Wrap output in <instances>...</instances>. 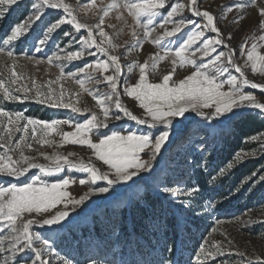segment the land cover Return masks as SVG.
Instances as JSON below:
<instances>
[{
  "label": "rangeland",
  "instance_id": "1",
  "mask_svg": "<svg viewBox=\"0 0 264 264\" xmlns=\"http://www.w3.org/2000/svg\"><path fill=\"white\" fill-rule=\"evenodd\" d=\"M64 2L71 6L77 21L91 29L92 38L100 46L102 38L98 35L97 28L103 13L96 9H106L113 0L102 2L96 0V8L91 10L89 6L92 0ZM116 2L119 6L110 10L101 29L111 38L112 47H108L107 42L103 46L119 60L117 95L121 104L141 120L146 117V113L138 106L137 101L125 95V89L136 85L139 80V66L146 61L150 62V57L158 52L163 54L169 49L178 50L192 33L202 32L204 40L188 50L189 58L195 61L197 67H202L217 55L223 54H231L233 64L242 66L246 63V54L241 55L242 45L247 41L250 47L251 43L259 42V37L264 35V31L259 28L262 19L259 9H264V3H260L257 8L244 7L249 4V0H197L196 10L207 11L214 17L215 26L220 34L217 36L216 33L202 27L206 23L203 17L191 15V10L188 9L189 0H167L168 7L162 9L160 16L153 21L154 31L150 38L153 43H147L145 29H134L135 21L124 10V0ZM36 3L37 0H21L10 9L5 6L4 11L7 14L0 19V41L9 38L14 29L28 21L29 17L39 14L33 12ZM176 3L184 4L185 11L182 16L174 18L172 24L167 26V30H174L173 25L181 21L188 23L190 27L185 28L179 36L171 38V42L164 41L167 48L157 47L156 38L164 34L159 24ZM229 7L233 9L243 7L244 10L233 11L225 19V10ZM43 12L41 19L31 27L28 34L10 46L13 58L10 60L6 55H0V81L12 92L16 101H24L23 103L5 101L3 91L0 90V110L9 113L13 118L16 115H23L24 119L18 123L21 129L24 126L30 129L28 137L25 138L22 130L17 132L13 127L11 144L15 145L24 140L21 150L29 158L30 163L53 166L43 157L58 154L67 157L73 165L82 161L84 164H91L102 173H110L111 169L102 161L96 160V153L86 146L68 144L63 148H57L55 145L62 143L60 137H45L39 128L36 129V139H33L32 126L27 125V121L67 122L63 125L62 131L71 133L77 126L84 125L95 115L99 120L98 126L90 133L93 144H99L113 134L158 136L165 129L162 126L149 129L143 123L137 124L125 117L122 111L110 113L120 118L108 121L109 126L103 127V113L93 96L88 93L89 91L95 93L97 98L112 95L111 88L104 82V77L115 75L116 69L110 67L107 73L89 69V72L85 73L84 69L88 65L103 62L111 65V62L98 48L86 49L81 41L88 39V32L83 30L85 34H82L71 24L62 25L48 36L42 50L37 51L40 47L39 42L45 39V34L51 26L62 19L71 18L66 13L61 15L60 13H64L62 10L44 9ZM241 16L244 19L241 20ZM237 20L240 23H235ZM142 22L147 23L146 18H142ZM132 31L136 32L135 38L130 34ZM228 37L232 39L229 40ZM217 39L222 43L213 45L215 50L212 56L200 59L204 42ZM141 44L142 47H139ZM224 44L228 47H224ZM193 51L197 53L195 56H191ZM76 52H83V58L73 61L64 58L66 54ZM259 54L264 55V46L260 47ZM55 56H60L61 59L50 65L48 61ZM13 64L16 65L14 71L21 77L15 84L12 83L15 77L11 75ZM132 65L137 67H131ZM173 67L169 58L159 65L157 71L149 72L148 81L158 84L162 83L165 75H173L170 86H175L197 70L191 66L177 67L173 74ZM220 67L225 69L226 75L218 76L217 79L225 81L223 91H230L226 80L232 76L239 80L241 74L236 73L234 67L228 65L226 60L220 61ZM206 71L212 74V69ZM89 75H92L93 79L90 80ZM243 75L249 82L264 86V76L253 74L250 65L243 68ZM80 81H85L83 88ZM17 88L20 91H17ZM50 90L51 96L48 95ZM243 91L245 94L255 96L258 102L264 104V93L259 91V87L245 88ZM37 92L44 102H35ZM52 101L62 102L68 107H51L49 104ZM114 101L115 96L111 103L114 104ZM72 107H77L84 115L73 112ZM200 111L202 115L189 112L172 121V126L168 129L169 142L153 162L150 172L135 176L127 184L112 186L107 194L91 196L75 211L69 208L71 215L59 225L39 226L55 212L62 210L63 205L41 216H36L35 213L31 216L25 214L24 222L28 219L36 222L30 226L33 237L39 236L51 245L50 250L42 253L43 259L47 260L48 264H63L64 260L70 261V264H248L251 260H264V125L258 131L252 130L244 137V142L250 145L249 149H239L229 160L218 161L216 167L212 158L217 148L236 132L233 126L236 120L250 114L264 124V113L258 109L241 108L228 116L212 119V109ZM194 116L206 117L190 121ZM5 119L0 118V121ZM177 121H183L184 125L177 127ZM68 124L73 127H68ZM248 125L250 126V123ZM41 141L45 146H41ZM49 141L53 146H47ZM0 142L6 145L9 143L3 132H0ZM3 153L4 149L0 148V154ZM9 154L14 161L20 160V152L13 151ZM238 156L241 157L239 163ZM140 158L147 160L149 156L141 154ZM250 158L256 160L254 166L239 176L235 169ZM229 165H233L230 170ZM18 166L21 169L24 167L23 164ZM36 177H41V182L49 185L69 180L72 186L65 191L73 199H79L90 191L108 187L103 181H98L95 185L81 186V180L89 179L88 173L68 171L65 166V170L58 176L51 177H42L39 168H33L18 180L0 175V189L25 187ZM165 188L169 191H163ZM193 188L199 191L190 197L183 195ZM17 234L8 228L0 232V241L3 242L0 243V247L5 249L0 252V264H4L5 260H8L9 264H32L35 257L33 252L25 250L22 254L13 256L12 252L7 250L12 247ZM214 245L220 247L216 248ZM34 246L38 250L41 247L35 244V241ZM19 247L24 245L20 244ZM202 247L211 255H215V259L205 257L200 251ZM221 252L223 254H220Z\"/></svg>",
  "mask_w": 264,
  "mask_h": 264
},
{
  "label": "snow or ice",
  "instance_id": "2",
  "mask_svg": "<svg viewBox=\"0 0 264 264\" xmlns=\"http://www.w3.org/2000/svg\"><path fill=\"white\" fill-rule=\"evenodd\" d=\"M21 0H0V19H2L7 13L4 11L5 6L10 9L13 6L20 3ZM102 2V0H101ZM260 3H264V0H249V4L244 7H257L259 8ZM197 0H189L188 9L191 10L192 16H200L205 20L207 30L216 33L219 36V32L214 23V17L207 11L196 10L195 6ZM116 0L109 4L106 9H96L103 13L100 17V23L97 28L98 35L102 38L101 45L98 46L96 41L92 38V31L85 26H82L76 19L71 6L64 2V0H37V3L33 9L34 13H39L34 17H29L28 21L17 26L11 33V36L3 41H0V55H6L10 60L13 58V52L10 46L14 45L20 39L28 34L31 27L38 22L44 14V9H56L62 10L70 19L65 18L60 20L57 24L51 26L48 32L45 34V39L41 40L40 47L37 51H41L43 45L47 42V37L52 33L56 32L62 25L71 24L76 31L85 30L88 32V39L81 41L85 48H98L101 54L106 55L108 60L111 62L109 65L107 62L97 63L95 65H88L84 69L85 73L89 72V69L94 72L107 73L111 68L116 69V74L113 76H105L104 82H106L111 88L112 95H104L103 97L97 98L95 93L89 91V95H92L95 99V103L99 106L103 113V127L107 128L108 121L118 120V115H110L113 111L116 113L123 112L124 116L128 119L134 120L137 124H145L147 128L153 129L158 126H162L163 131L158 136L152 135H118L113 134L108 138L100 141L99 144H93L90 140V133L94 128L98 126L99 118L95 115L91 117L82 126H77L74 132L66 133L62 131L63 125L67 122H52V123H41L40 121L28 120L27 125L32 126V138L36 139V129L39 128L45 137L59 136L62 143L55 145L57 148H63L68 144L86 146L96 153L95 159L102 161L103 164L107 165L111 169L110 173H102L91 164H84L82 161L73 165L69 162L67 157H61L60 155H54L52 157L44 156L43 159L50 162L53 166H41L35 163H30L28 157H26L22 150L21 145L25 143L24 140H20L15 145L11 144L12 140V129L15 127L17 132L23 131L25 138L28 137L29 127L24 126L21 129L19 121L24 119L23 115H16L14 118L9 113L0 110V118H6L0 121V132L6 134V139L9 143L6 145L0 142V148L4 149V153L0 154V175L11 177L13 179H20L30 172L33 168H39L42 177L58 176L60 172L65 170L67 166L68 171H83L87 172L89 179L81 180V186L86 184L95 185L98 181H103L108 187H104L99 191H90L85 193L79 199H73L65 190L72 186L69 180H63L62 183L46 184L41 182V177H36L25 187H8L0 189V232H3L5 228H8L14 233H18L14 237L12 247L7 250L12 252L13 256L22 254L25 250L31 251L35 254L32 264H48L47 260L43 259L42 253L50 250L51 245L47 240H42L39 236L33 237L30 232V226L36 223L32 219H28L24 222L25 214L31 216L35 213L36 216H41L43 213H51L54 209L60 208L63 205L62 210L55 212L51 218L45 219L41 227L59 225L64 222L70 215L69 208L72 211L79 209L82 205L90 199L91 196L107 194L112 186L116 184H127L132 181L135 176L141 173H147L152 170L153 162L161 154L162 149L166 146L170 139V132L168 129L172 126V121L179 119L184 116L185 113L196 112L201 114V109H212V119H219L221 117L228 116L236 109L241 108H253L258 109L261 113H264V104L257 101L253 95L245 94L243 89L245 88H258L259 91L264 93V86H258L255 83L249 82L243 75V68L251 66L253 74H259L264 76V55L259 54L261 46H264V35L259 37V42L251 43L250 47L246 41L241 47V55L246 54V63L242 66H235L231 58V54L217 55L210 63L203 64L202 67H197L195 61L189 58L188 50L193 45L200 43L204 40L202 32H194L183 43L178 50H166L161 53H157L155 56L150 57V62L146 61L143 65L139 66V80L134 87H128L125 89V95L134 101L138 102V106L144 110L146 117L141 120L133 116L120 102V97L117 95V81L119 77V60L118 57L111 55L107 48L104 47V43L107 42L108 47H112L111 38L106 34L105 31L101 30L104 26V18L109 16L111 9L118 7ZM168 7L167 0H124L123 8L127 11L128 15L135 21V28L145 29V38L147 43H153L150 39L152 32L154 31L153 21L156 17L160 16L162 9ZM90 10L96 8V0H92L89 6ZM243 7L233 9L231 7L225 10V19L228 14L233 11H243ZM185 11V5L182 3H176L171 7L168 16L163 18V22L159 24V27L164 30L163 36H159L155 40V46L167 48L164 41L171 42V38L179 36L185 28L190 27L188 23L181 21L179 24L173 25L174 30L168 31L167 26L172 24L175 17L182 16ZM259 15L262 18L259 24L261 31H264V9H259ZM123 19V17H117ZM142 18H146L147 23L142 22ZM244 19L241 16V20ZM235 23H240L239 20ZM194 24V22H193ZM152 30H149V29ZM134 38L136 32L130 33ZM229 40L232 37H228ZM251 39V38H250ZM221 40H208L203 44L202 55L200 59L212 56L215 50L213 45L221 44ZM228 47L227 44L223 45ZM142 47V44L139 45ZM115 50V49H114ZM93 55L95 53H92ZM195 51L191 52V56H195ZM84 56L83 52H76L74 54H66L64 58L68 61L80 60ZM171 58V62L174 65L173 74L177 67L191 66L197 68L193 75L188 76L185 80L175 86H170V82L173 81V75H165L162 83L152 84L148 81L149 72L157 71L159 65ZM60 56H55L48 61L51 65L55 60H60ZM226 60L227 64L234 67L236 73H240V79L238 80L235 76H232L226 80L227 85L230 87V91H223L225 87V81H219L218 76L226 75L225 69L220 67V61ZM216 66V67H213ZM16 65L13 64V71L11 75L15 77L12 83L15 84L17 80L21 79L20 76L14 71ZM131 67H137L132 65ZM216 68H219L217 71ZM212 69V74H209L206 70ZM63 75V73H62ZM72 78V77H69ZM90 80L93 79L92 75L88 77ZM81 87H84L85 81H80ZM0 90L3 91V99L11 102H21L23 100L16 101L15 96L12 92L7 89L2 81H0ZM17 91H20L17 88ZM26 91V89H25ZM52 95L51 90L48 93ZM115 96L114 104L113 97ZM62 99V96H61ZM36 103H42L39 92H37ZM49 106L51 107H68V105L62 102L52 101ZM73 112H77L80 115H84L77 107H72ZM151 122H148V121ZM68 127H73L68 124ZM41 146H45L44 142L41 141ZM47 146H53V143L49 141ZM29 150L30 146H29ZM20 152V160L14 161L10 152ZM141 154H147L149 158L142 160ZM241 162V157H237V163ZM23 164L24 167L21 169L18 165ZM233 165H229V170ZM112 177V178H110ZM39 185V186H37ZM168 192V189H163ZM199 189L193 188L191 191L183 193L185 196H193ZM35 244L41 245L38 250ZM0 243H3L0 241ZM231 243V242H229ZM23 244L24 247H19ZM219 248V245H214ZM5 249L0 247V252ZM201 253L205 257L215 259V255H211L205 247L200 249ZM54 254V253H53ZM220 254H223L222 252ZM234 254V253H229ZM10 259V258H9ZM4 264H9L8 260H5ZM63 264H70V261L64 260ZM248 264H264V260L255 259L248 261Z\"/></svg>",
  "mask_w": 264,
  "mask_h": 264
},
{
  "label": "trees",
  "instance_id": "3",
  "mask_svg": "<svg viewBox=\"0 0 264 264\" xmlns=\"http://www.w3.org/2000/svg\"><path fill=\"white\" fill-rule=\"evenodd\" d=\"M60 14L64 15L65 13H60ZM81 33L85 34L83 30H81ZM205 117L206 116H194L193 118L190 119V121L202 120ZM248 123H250V126L248 125ZM176 125L177 127L182 126L184 125V122L177 121ZM263 125L264 124L260 120L253 118L250 114H246L240 117L238 120H236L233 123L236 132L232 134L230 138H228L227 142L219 146V148H217L216 152L212 156V158L215 161L214 167L218 165V161L229 160L233 156V154L236 153L239 149H244V148L249 149L250 145H247L246 142H244V137H247L248 133H250L252 130L258 131V129H261ZM157 131L158 129L155 130V132ZM254 162H256L254 158L245 160L244 163H242L235 169V172L240 176L245 170L251 169L254 166L253 164ZM210 171L213 172V170Z\"/></svg>",
  "mask_w": 264,
  "mask_h": 264
},
{
  "label": "water",
  "instance_id": "4",
  "mask_svg": "<svg viewBox=\"0 0 264 264\" xmlns=\"http://www.w3.org/2000/svg\"><path fill=\"white\" fill-rule=\"evenodd\" d=\"M188 119V118H187Z\"/></svg>",
  "mask_w": 264,
  "mask_h": 264
}]
</instances>
